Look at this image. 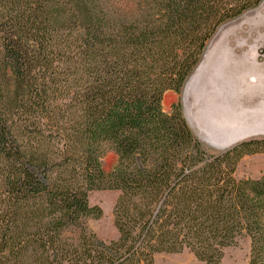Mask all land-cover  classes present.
<instances>
[{"label": "trees", "instance_id": "1", "mask_svg": "<svg viewBox=\"0 0 264 264\" xmlns=\"http://www.w3.org/2000/svg\"><path fill=\"white\" fill-rule=\"evenodd\" d=\"M264 0H0V264H153L188 251L223 264L250 239L264 264V174L236 166L253 139L214 154L179 95L224 23ZM112 153L110 171L102 160ZM117 191L116 240L87 222Z\"/></svg>", "mask_w": 264, "mask_h": 264}, {"label": "rangeland", "instance_id": "2", "mask_svg": "<svg viewBox=\"0 0 264 264\" xmlns=\"http://www.w3.org/2000/svg\"><path fill=\"white\" fill-rule=\"evenodd\" d=\"M203 54L200 58L202 64L199 61L186 80L187 82L201 64L194 84L190 87L185 82L179 95L166 93L164 110L168 111L169 106L179 100L187 125L214 154L225 152L242 142L264 139V134H260L241 140L251 133L248 129L231 137L240 129L250 127L251 122L257 119L259 123L264 122V1L258 8L222 24L207 42ZM244 97L247 104L244 103ZM260 101L262 104H259ZM254 103L257 106H253ZM212 122L213 129L203 128V123ZM218 127L228 135L219 132ZM115 162L116 158L112 153H107L102 160L106 171H110ZM262 174L263 154L244 156L235 170L238 180L258 179ZM118 195L117 191H93L88 195L89 204L98 206L102 214L98 219L89 220L86 225L88 230L103 241L116 240L118 237L112 216ZM250 251V239L243 236L233 246L225 249L222 262L249 264ZM153 264L204 263L185 250L178 254H158Z\"/></svg>", "mask_w": 264, "mask_h": 264}, {"label": "crops", "instance_id": "3", "mask_svg": "<svg viewBox=\"0 0 264 264\" xmlns=\"http://www.w3.org/2000/svg\"><path fill=\"white\" fill-rule=\"evenodd\" d=\"M250 79H253V78H250ZM255 98L258 99L257 97H255ZM244 103L245 104L248 103L246 97H244ZM259 104H262V102L260 101ZM253 106H257V105L254 103ZM260 107H262V105ZM258 112H261V110H259ZM257 120L251 122V126L250 127L240 129L239 131L235 132L231 137L240 135L244 131L243 129H248L249 131H251V133H249L247 136L243 137L242 139H244V138H246V137H248L250 135L264 134V124H263L264 122H261L260 121V123H259ZM212 125L214 126L213 122L212 123H209V124H204V123L202 124L203 128L204 127L205 128L206 127H210L211 129H213L212 128ZM200 129H202V127H200ZM217 130H219V132H221V133L223 132L222 129L219 128V127L217 128ZM223 134L228 135L225 132H223Z\"/></svg>", "mask_w": 264, "mask_h": 264}, {"label": "bare ground", "instance_id": "4", "mask_svg": "<svg viewBox=\"0 0 264 264\" xmlns=\"http://www.w3.org/2000/svg\"><path fill=\"white\" fill-rule=\"evenodd\" d=\"M204 55V54H203ZM202 60V59H201ZM200 63L202 64V62L200 61ZM201 64L199 65V67L196 69V71L192 74V76L190 77V79L186 82L187 84H186V86L188 85V86H192L193 84H194V81H195V79H196V77H197V75H196V73H198L199 72V70H200V67H201ZM185 86V87H186Z\"/></svg>", "mask_w": 264, "mask_h": 264}, {"label": "water", "instance_id": "5", "mask_svg": "<svg viewBox=\"0 0 264 264\" xmlns=\"http://www.w3.org/2000/svg\"><path fill=\"white\" fill-rule=\"evenodd\" d=\"M197 69V68H196ZM187 84V83H186ZM258 135H260V134H256V135H250V136H258ZM249 137V136H248ZM247 138V137H246ZM241 140H243V139H241ZM240 140V141H241ZM203 142V141H202Z\"/></svg>", "mask_w": 264, "mask_h": 264}]
</instances>
